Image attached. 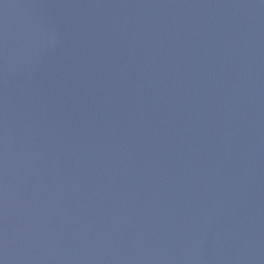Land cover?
<instances>
[{
	"label": "water",
	"instance_id": "water-1",
	"mask_svg": "<svg viewBox=\"0 0 264 264\" xmlns=\"http://www.w3.org/2000/svg\"><path fill=\"white\" fill-rule=\"evenodd\" d=\"M0 264H264V0H0Z\"/></svg>",
	"mask_w": 264,
	"mask_h": 264
}]
</instances>
